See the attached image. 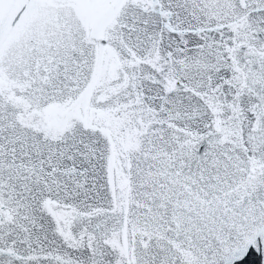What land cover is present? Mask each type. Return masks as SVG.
<instances>
[{"label":"snow or ice","instance_id":"obj_1","mask_svg":"<svg viewBox=\"0 0 264 264\" xmlns=\"http://www.w3.org/2000/svg\"><path fill=\"white\" fill-rule=\"evenodd\" d=\"M0 264H264V0H0Z\"/></svg>","mask_w":264,"mask_h":264}]
</instances>
